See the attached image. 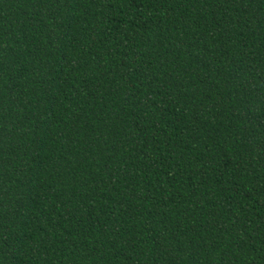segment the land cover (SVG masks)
<instances>
[{"label":"trees","instance_id":"obj_1","mask_svg":"<svg viewBox=\"0 0 264 264\" xmlns=\"http://www.w3.org/2000/svg\"><path fill=\"white\" fill-rule=\"evenodd\" d=\"M0 264H264V0H0Z\"/></svg>","mask_w":264,"mask_h":264}]
</instances>
